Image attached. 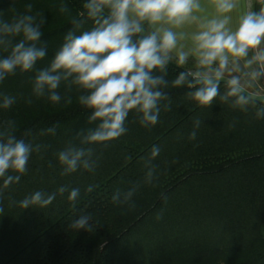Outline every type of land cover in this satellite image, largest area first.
Returning <instances> with one entry per match:
<instances>
[{
  "label": "trees",
  "instance_id": "trees-1",
  "mask_svg": "<svg viewBox=\"0 0 264 264\" xmlns=\"http://www.w3.org/2000/svg\"><path fill=\"white\" fill-rule=\"evenodd\" d=\"M84 2L0 0V14L13 15V3L19 12L32 4L34 14L47 16L42 39L48 52L37 64L43 67L72 27L58 6L67 4L75 16ZM177 74L170 69L169 79ZM33 76L17 70L0 82V103L3 94L16 97L9 109L0 108V122L13 119L18 138L50 145L32 153L18 183L4 189L0 178V264H264V118L254 108L233 109L218 98L211 108L200 107L186 88L170 89L171 104L165 109L162 102L156 125L145 127L130 112L126 134L108 148L93 145L94 171L64 176L57 152L70 141L79 144L76 133L95 122L88 123L91 110L78 103L75 88L66 93L62 83L58 89L71 104L32 95ZM197 117L203 122L190 140ZM52 126L55 135H41ZM154 146L160 148L152 160L156 178L147 184L144 162ZM137 184L130 203H113L117 189ZM61 186L68 191L60 194ZM75 188L79 196L70 201ZM36 191L56 196L46 207L22 209L19 201ZM81 215L91 216L92 231L69 228Z\"/></svg>",
  "mask_w": 264,
  "mask_h": 264
},
{
  "label": "clouds",
  "instance_id": "clouds-1",
  "mask_svg": "<svg viewBox=\"0 0 264 264\" xmlns=\"http://www.w3.org/2000/svg\"><path fill=\"white\" fill-rule=\"evenodd\" d=\"M9 7L13 15L0 14V52L5 54L0 56V82L17 70L32 72V95L47 97L54 104L62 99L72 103L70 95L62 97L58 91L62 83L66 93L75 88L80 93L78 103L91 110L88 123L95 122V127L76 133L79 144L70 141L57 152L61 175L78 169L94 171L99 156L93 145L108 148L109 142L126 134L130 112L141 125H156L162 102L167 101L165 109L171 104L170 89L186 88V96L200 107L211 108L218 98L233 109L254 108L256 117L264 118V0H85L75 16L61 3L58 10L68 16L72 27L43 67L37 64L48 52V43L42 39L47 16L34 14L32 4L24 5V12L13 3ZM170 69L178 70L172 79ZM32 102L31 97L26 99ZM14 103L15 96L3 94L0 108L9 109ZM202 122L194 119L190 140L196 139ZM16 133L15 120L0 122L4 189L20 181L33 152L50 147L18 138ZM55 133L52 126L41 135ZM159 151L154 146L144 162L147 184L156 178L152 160ZM138 187L117 189L113 203H130ZM92 190L88 186L87 191ZM66 191V186L58 189L60 194ZM79 192L72 189L68 199L75 201ZM55 196L36 191L19 201V206L43 208ZM161 218L162 213L157 215ZM90 220V215H81L69 228L92 231Z\"/></svg>",
  "mask_w": 264,
  "mask_h": 264
}]
</instances>
